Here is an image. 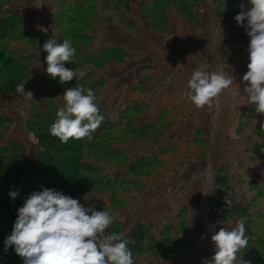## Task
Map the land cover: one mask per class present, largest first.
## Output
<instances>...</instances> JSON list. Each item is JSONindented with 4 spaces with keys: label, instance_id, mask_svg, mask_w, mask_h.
<instances>
[{
    "label": "rangeland",
    "instance_id": "rangeland-1",
    "mask_svg": "<svg viewBox=\"0 0 264 264\" xmlns=\"http://www.w3.org/2000/svg\"><path fill=\"white\" fill-rule=\"evenodd\" d=\"M25 1L8 0V2L4 3L5 0H0V6H3L4 14L14 13L26 19L22 24L17 23V26L9 33L8 37L0 41V62L5 64V68L0 69V91L5 82L21 76L24 72H29L25 91H31L33 72L37 66L45 67L44 64H46L45 58L47 55L43 51V44L41 48H35L34 46L35 40L40 41L35 30V25L38 26V20L34 22L30 19L29 14L26 16L24 11L20 9L22 8L20 4ZM84 1L85 5L81 9L76 10L75 4L82 2V0H49L50 8L53 7L55 11L53 15L57 43H63L64 40H68L76 49V54L73 58L74 62L82 64V66H78L81 68L76 69L77 71L84 70L87 66L92 69L103 70L109 63H124L130 57H134L135 48L131 49V46H135L136 43L141 45L143 41L141 36L145 32L156 33V35H168L171 39L181 40V37L185 36L183 33L177 34L170 30L172 22L189 26L192 31L201 33L202 36L207 37L210 32L213 38L221 33V28L223 27L233 31L245 32V28L238 25L234 17L241 11V3L245 5V9L251 7L250 0H183L187 3L186 11L182 9V6L174 3L167 4L158 1L159 5H156L155 0L128 2V6L126 5L127 3L121 5L112 0ZM183 1L181 0L179 3ZM161 3L164 5H161ZM59 13L63 18H60ZM65 18H73V20L67 22L64 20ZM108 20H113L123 33L124 40L121 49H119L118 45L114 46V44H108L105 47L100 44L103 35L110 30ZM45 23L43 37L48 40L52 38V34L50 35V32L46 31ZM204 26L210 27V29H206L205 34L203 33ZM71 33L74 36H70ZM89 34L90 36H88ZM134 41L136 42L135 44ZM34 52H37L38 57L32 60L28 55L32 56ZM244 52H247L246 55L249 56L247 49ZM65 67L70 69V63L66 62ZM10 68H14L12 73L8 72ZM26 68L28 69L26 70ZM50 78L51 76H48L46 86L51 87L55 101L53 97L50 98L45 93H40L45 97V105L40 100H27L19 93L13 95L12 101L4 100L2 94H0V163L8 164L13 168L11 172L5 171L0 175L10 177V182L5 184H3L5 179L0 178V225L16 220L18 209L23 206L25 200L33 192L40 191V188L59 191L60 187L64 186L65 181L61 179L60 174L65 173H57L56 169L50 168V166H38L43 169L42 171L39 169L43 177L41 176L34 180L29 175L30 171H33L32 164L36 160L37 151L40 147L37 135L47 133L41 123H36L37 126L35 127H33V124L32 126L30 125V114H33L35 102L38 104L41 102L42 107L40 106V108L44 113L48 110L50 103L63 107L62 96L65 90L70 87H77L75 84L78 83L76 81H79H69L61 85L59 81L52 83ZM88 81L85 86L90 89H92L95 81L101 82L99 85L97 84L95 89H92L97 96L100 94L99 91L105 89L104 87L108 85L107 82L104 80L99 81L98 78L94 80L92 77ZM136 87L139 91H145L144 84H138ZM186 91L181 94L180 98L182 102L190 104L191 102L184 95ZM40 94H38L39 97L41 96ZM97 96L96 102L100 108L103 102ZM19 104H25L21 112V124L23 123L24 125L19 128L23 133L21 142L6 138L14 130L13 128L16 127L14 120L7 121L9 116L13 114L11 109ZM144 111L145 107L141 103H134L131 108H126L118 113L109 111L106 104H104V111L100 113L104 116L101 125L107 124L108 127H106V132L98 133L100 138L93 142L92 147L97 148L108 141L109 137L116 138L113 148L119 153L123 152L125 159L121 160L112 156L96 159L101 164L106 163V167H108L106 169L107 177L112 183L117 180L115 183L116 187L114 189L97 188L86 191L77 189L82 184L81 181H78L77 190L73 192L74 198L78 199L85 207L94 206L97 211L107 210L113 215L114 222L107 229L108 234L112 232L123 233L130 242L131 238L129 235L131 232L138 226H143L156 236L155 241H152V243L158 244L157 247L160 248L157 249V252L159 251V253L156 250H149L146 242L144 245L138 244L137 247L142 246L143 249L137 251L136 247H134L131 250L134 253V264H204L205 260H211L215 253V245L211 240V236L215 233V227L212 223V212L214 209L222 210L214 203V196L219 188L215 181L221 167L226 168L235 186V205L241 204L246 208V213H235L228 219L225 224L226 229L230 230L235 227L238 220L243 219L249 229L247 236L252 235V238H255V236L256 238H264V235H262L264 234V184L262 186L259 184L257 181L258 177L252 174H248L249 177H246L243 173H240L236 163L233 167L230 163L220 166L216 171L215 177L206 173L207 170L200 172L199 170L195 171L186 168L189 166L187 164L189 162L195 164L192 163V159L195 158H192L193 155L188 154L187 150L179 152L177 148H163V142L159 143L158 139H162L167 133L164 132L161 135V128H159L162 127L167 117L157 119L158 122L156 121L155 124L158 126V130L155 132L156 136L150 137L152 134L150 133L148 137L140 141L139 139H128V142H132L133 145L123 139H119L122 136L121 133L130 128L124 129L128 124L134 127L146 124L140 122L141 120L138 118L139 115L145 113ZM261 118L264 119V115L256 113L255 106L250 105V108L247 107L242 112L236 123V126H238L236 133L238 137L245 139L247 134L249 135L253 132L254 137L263 139L261 147L257 143L252 144L251 147V150L255 151L253 155H256L259 160L264 158V155H261L264 151V129H260L257 125L259 123H256ZM253 121H256V125L251 126ZM96 132L98 130L92 134L94 135ZM50 138L43 139V146L50 151L59 153L61 150L69 148V151L66 152L64 150L66 153L62 154L66 158L78 155L79 146L83 144L80 140L70 139L68 143H62L57 138L52 136ZM90 141L89 139L87 140L88 143ZM120 141L126 145L125 149L123 145H119L121 144ZM154 142H156V145L153 144ZM192 144H189L188 147L199 150L203 147L205 149L206 145L204 142H194ZM8 147H11V149L8 150ZM5 149L7 150L5 151ZM166 155H172L170 157L175 161H167L165 159ZM207 155L209 156L210 153ZM74 162L75 160L71 159V164ZM169 163L173 166L172 168L169 167L171 170L167 169ZM139 165L143 166L141 170L133 172L130 169L128 171L131 166ZM251 167L252 165L250 164L247 170L249 171ZM173 168H177L176 171H173ZM211 170L208 171L212 172ZM237 174H239V177L235 176ZM66 176L71 177L69 173ZM88 176H92V174ZM242 178L245 179L244 183ZM51 182H57V184L52 186ZM27 184H29V187L24 189ZM10 191H18L19 195L12 199L9 196ZM10 227L12 232L13 226L10 225ZM6 237L0 238V245H2L0 249V264H9L2 257L3 254L13 251L16 253L14 247H9L5 250L4 242ZM162 248H170V251L161 255ZM262 249H264L263 245L257 246L250 241L247 248L237 254L238 259H247L257 253L261 255ZM155 253L156 256H153ZM262 257H264V254H262Z\"/></svg>",
    "mask_w": 264,
    "mask_h": 264
},
{
    "label": "crops",
    "instance_id": "crops-1",
    "mask_svg": "<svg viewBox=\"0 0 264 264\" xmlns=\"http://www.w3.org/2000/svg\"><path fill=\"white\" fill-rule=\"evenodd\" d=\"M20 7L26 16L30 15L31 20L34 22L38 20L39 28L35 25V30L42 44L47 40L46 37H43L45 21L47 23H45L46 31L56 39L53 15L55 11L53 7L50 8L49 0H26L20 4ZM108 22L110 30L103 35L100 44L104 47L114 44L121 49L124 40L123 33L113 20H108ZM170 28L177 34L183 33L185 37L177 40L171 39L168 35L145 32L141 36L142 43H144L140 45L134 41L136 45L131 46V49L135 48L134 57H130L124 63H109L103 70L85 66L84 71L92 73L95 80L98 78L99 81L104 80L108 83L104 87L105 89L99 91L98 96L96 94L97 98L106 104L109 111L114 113L131 108L134 103H141L145 107V113L138 116L142 123L154 124L156 121L158 122L157 119L167 117L163 122L168 128L166 129L167 133L162 139H158L159 143L163 142V148H177L179 152L187 150L188 154L193 155L192 158L195 157L196 160L192 159V163L195 164L189 162L187 163L189 166L186 168L200 172L207 170L206 173L215 177L220 166L230 163L233 167L236 163L240 173L246 177H249L248 174L255 175L262 186L264 184V158L257 159L256 155H253L255 151L251 150V147L255 143L261 147L263 139L254 137L253 132L247 134L245 139L236 134L238 130L236 123L240 115L247 107L250 108L246 97H244L246 83L242 82L250 62L249 56L246 55L247 52H244L245 49H248L250 37L246 31H233L225 27L221 28V33L214 38L211 37L210 32L207 34V38L201 33H195L189 26H183L178 22H172ZM203 29L205 34L206 29H210V27L204 26ZM128 49L130 50V48ZM39 66L33 72L32 86H30L33 100H40L45 105V97L40 93H45L50 98L53 97L54 101L55 97L51 87L46 86L49 76L46 72L47 63L44 64L45 67ZM199 68L209 72L223 71L232 75L235 83L239 86L240 95L235 94L237 86L234 83L230 89L225 90L217 98L211 107L197 109L192 103L182 102L180 96L187 90V81L193 71ZM138 84H144L145 91L137 90ZM38 94L41 96L39 97ZM35 103L42 107L41 102ZM23 106L25 104H19L11 109L13 114L7 121L14 120L16 127L6 136L8 140L21 142L23 133L19 128L24 125L21 124ZM255 122L253 121L251 126L256 125ZM256 123H259L257 125L260 129H264L261 128V124L264 123L263 118ZM120 142L119 145H123L125 149L126 145L122 141ZM194 142H204L205 149L204 147L201 150L189 148L188 145H193ZM153 144L156 145V142ZM261 155H264V151ZM170 156L172 155H166L165 159L170 162L175 161ZM250 164L252 167L248 171ZM169 167L173 166L169 163L168 170ZM176 169L173 168V171ZM235 176L239 177V174ZM242 181L244 183L245 179L242 178Z\"/></svg>",
    "mask_w": 264,
    "mask_h": 264
},
{
    "label": "clouds",
    "instance_id": "clouds-1",
    "mask_svg": "<svg viewBox=\"0 0 264 264\" xmlns=\"http://www.w3.org/2000/svg\"><path fill=\"white\" fill-rule=\"evenodd\" d=\"M250 4L251 7L245 9L241 3V11L234 19L250 37L247 49L250 62L242 78L246 83L244 97L247 104L255 106L256 113L264 115V0H250ZM43 51L47 53V74L52 78L59 77L61 85L86 75L84 70L65 67L66 62L74 63L76 54L68 40L57 43L55 38H50L43 44ZM25 83H18L16 92L31 100L33 93L25 91ZM234 83V77L226 72L199 68L187 81L184 95L197 109H203L211 107ZM236 86L235 94L240 95L239 86ZM62 97L64 105L56 112L50 134L62 143H68L70 139H90L104 120L93 90L70 87ZM18 195V191L9 193L12 199ZM113 222L114 217L107 210L85 207L78 199L43 188L33 192L18 209L13 230L4 242L5 250L14 247L24 264H134L127 237L120 232L107 233ZM211 240L215 253L204 264H246L237 255L249 243L243 219L230 230L220 228Z\"/></svg>",
    "mask_w": 264,
    "mask_h": 264
},
{
    "label": "trees",
    "instance_id": "trees-1",
    "mask_svg": "<svg viewBox=\"0 0 264 264\" xmlns=\"http://www.w3.org/2000/svg\"><path fill=\"white\" fill-rule=\"evenodd\" d=\"M84 0H82V2H77L76 5V10L81 9L84 5H85V1L83 3ZM118 4L123 5V3H127L126 5L128 6L129 3H133L135 1L138 0H112ZM125 1V2H124ZM158 1H162L163 3H174L176 5H180L182 6V9L184 11H186L185 9L187 8V3L185 1H183L182 3H179L181 0H155V4L159 5V3H157ZM8 2V0H5L4 3ZM129 2V3H128ZM161 5H164L161 3ZM2 5L0 6V41H3L4 39H6L9 35V33L11 31H13L15 29V27L17 26V23L22 24L24 23V21L26 20L25 17H19L17 16V14H4L3 10H2ZM182 10V11H183ZM60 18H63L62 15H60ZM67 22H70L71 20H73V18H65L64 19ZM25 35V34H23ZM22 35V37H23ZM70 36H74L73 33L70 34ZM34 46L35 48H41L42 43L38 40L34 41ZM28 57H30V59H36L38 57L37 52H34L33 55H28ZM27 57V58H28ZM2 63V62H0ZM82 66V64L80 62H74V63H70L69 67L71 70H76V69H80L81 67L78 66ZM5 68V64L2 63L0 64V69H4ZM14 68H10L8 71L9 73H12L14 70ZM28 68H26L27 70ZM33 69V68H32ZM30 72H32V70H30ZM28 74L29 72H24L23 74H21V76L9 79L7 82H5V85L2 86V89L0 91V94H2V98L4 100L7 101H12L13 100V95L16 92V85L18 83H27V78H28ZM92 73H86V75L83 78L80 79H75V77L73 78L72 82H75L74 80H79L76 81L78 83H76L75 85L77 87H84L85 89L89 88L88 86H85L87 84V82H89V79H92ZM59 78H50V81H52V83H56L58 82ZM94 79V78H93ZM95 80V79H94ZM25 83V85H26ZM101 82H97L95 81L92 85V89H95V87L97 86V84L99 85ZM104 83V81H103ZM97 103V102H96ZM48 110H46V112H42L41 108L35 104L33 106V114H30V118L31 121L30 125L33 127L37 126L36 123H41L42 126L44 125L45 130L47 131V133L45 134H40L37 135V138L39 139L40 143H39V150L37 151V156H36V160L33 161L32 164V169L33 171L29 173V175H31V177L35 180L37 178H40L42 175V170L41 168H39V165H42V167L44 166H50V168H55L56 172H64L66 175L67 173H69V175L71 176L69 178V176L67 177L65 174H60L61 175V179H63L65 181L64 186L60 187L59 191L67 196H70L72 198H74L73 196V192L77 189H83V190H94L97 188H106V189H114L116 186V182L117 180H115L113 183L110 182L109 178L107 177V172L106 169H108V167H106V163H102L97 161V158H102V157H108V156H112L121 160H124V153L123 152H117L114 150V144H115V139L113 137H109V140L104 142L103 144H101L100 146H98L97 148H93L92 144L94 141L98 140L99 137V132H106L107 128V124L101 125L99 127L98 132H96L94 135L92 134L91 138H84L81 139L80 141H82L83 144H81L79 146L78 149V155L76 156H72L71 158H66V156L62 155L64 153H66L67 151H69V148L67 149H63V151L61 150L60 153L59 152H54V151H50L49 149H46L43 146V139L45 140L46 138H50V136H52L49 132V128L50 126L55 122L56 120V112L59 110L60 106H57L55 104L50 103ZM100 113H102L104 111V104L102 103V105L99 108ZM254 115V114H253ZM251 116V115H250ZM252 117V116H251ZM29 118V119H30ZM131 124V123H130ZM154 124H143L142 126L139 127H134L132 124V126H129V124L124 128L126 129L125 132H122V138L120 137L119 139H123L124 141H126L129 144H132V142H128V139L133 140V139H139L142 140L145 137H148V135L150 133H152L150 135V137L152 136H156L155 132L158 130V126ZM29 125V126H30ZM119 128V127H118ZM161 128V132L162 134L164 132H166V126L165 124L162 125ZM123 129V128H122ZM32 132L34 133L33 129ZM35 134V133H34ZM161 134V135H162ZM159 135V136H161ZM53 137V136H52ZM118 137V136H117ZM56 138V137H54ZM51 139V138H50ZM58 139V138H57ZM91 140L89 143L87 142V140ZM147 139V138H146ZM145 139V140H146ZM14 143V142H12ZM18 145V144H17ZM133 145V144H132ZM12 147V146H11ZM11 147H8L7 149H11ZM5 149V151L7 150ZM64 150L66 152H64ZM13 151V149H12ZM114 151V152H112ZM71 159H74L75 162L73 164H71ZM101 161V160H100ZM71 164V165H70ZM142 166V165H141ZM139 166H131L130 168H128V171L131 169V171L136 172L138 170H141V168H143V166L141 167ZM111 168V167H110ZM35 169V171H34ZM41 169V171L39 170ZM13 168L8 165V164H2L0 163V175L3 174V172L5 171H12ZM92 174V176H88ZM50 178H52L51 176H48ZM1 179H5V183L10 182V177L8 176H0ZM81 181L82 184L80 185L79 188L76 189L77 187V182ZM30 183V182H29ZM52 186L56 185L57 182H51ZM215 184L217 186H219V188L216 190V194L214 196V203L220 208L222 209L221 211L214 209L212 212V223L214 224L215 227V232L219 231L220 228L225 227L226 222L228 221V219L234 215L235 213H246V208L243 207L241 204L239 205H235L236 200H235V195H234V191H235V186L231 181V178L229 177L227 170L225 167H221L219 170V174L216 178ZM29 187V184H27V186H25L24 189H27ZM42 189L40 188V191ZM8 192V191H7ZM75 199V198H74ZM1 223V222H0ZM15 223V220H11L10 223H3L2 225H0V238L9 236V234L11 233V226H13ZM246 228V235L249 234V229L248 227L245 225ZM8 232V234H7ZM264 235V234H262ZM129 237L131 238L128 247L130 250H132L134 247H136L137 251L140 249L142 250V246H138V244L140 245H144V243H147L148 249L149 250H156L159 249L160 247H157L158 244L156 243H152V241H155V235H153L151 232H149V230H146L143 226H138L134 231L131 232V234L129 235ZM7 238V237H6ZM5 238V239H6ZM249 238V242L252 241L254 242V244H256L257 246L263 245L264 247V238H252V235L248 236ZM2 245H0V249H1ZM162 254L164 255L165 253H168L170 251V248H162ZM147 251V250H146ZM262 254H264V249H262ZM260 252V253H261ZM133 253V252H132ZM159 253V251L157 252ZM262 254H255V256H252L250 258L247 259H243V261L246 262V264H264V257H262ZM258 255V256H257ZM260 255V256H259ZM134 256V253H133ZM156 256V253L155 255ZM5 261L9 262V264H24V260L23 258H21L20 256H18L16 253L13 252H9V253H5L2 256Z\"/></svg>",
    "mask_w": 264,
    "mask_h": 264
}]
</instances>
